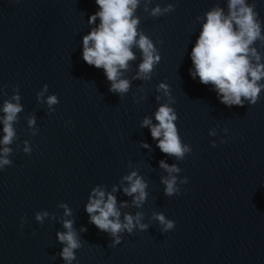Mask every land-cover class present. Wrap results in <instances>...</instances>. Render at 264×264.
I'll return each instance as SVG.
<instances>
[{
    "label": "water",
    "instance_id": "1",
    "mask_svg": "<svg viewBox=\"0 0 264 264\" xmlns=\"http://www.w3.org/2000/svg\"><path fill=\"white\" fill-rule=\"evenodd\" d=\"M168 3L175 10L154 18L141 0L139 28L161 60L150 80L134 79L142 54L133 47L136 59L121 77L130 80L131 88L121 97L109 91L104 70L82 58L83 36L99 24L98 18L88 23L99 11L95 0H0V89L7 92L0 95V105L18 86L24 107L15 125L18 139L10 145L13 163L0 170V264H65L59 256L64 245L56 235L65 231L62 218L74 220L82 242L72 264H264V90L255 105L246 101L244 107H228L213 85L190 74L195 71L191 50L205 14L217 3L226 9L227 0H152L148 7ZM255 3L264 22V0ZM255 46L264 56L259 41ZM161 83L168 85L174 104L157 91ZM45 84V102L38 103ZM49 95L59 100L52 113ZM134 97L145 99L136 103ZM165 103L175 109L181 140L192 148L183 161L162 153L150 129L141 127L145 117L156 124L154 114ZM32 114L39 129L35 136L26 119ZM25 140L31 154L22 150ZM160 160L182 169L173 174L179 195H165L161 177L168 173ZM137 169L148 183L141 208L124 194L127 182L120 183ZM184 177L188 182L179 184ZM113 185L117 207L128 204L120 208L121 220L124 213L143 212L142 223L149 225L123 233L115 247L85 210L93 188L107 194ZM61 203L72 209L71 217H64ZM45 210L56 220L37 222L35 214ZM153 212L163 213L175 227L161 232Z\"/></svg>",
    "mask_w": 264,
    "mask_h": 264
},
{
    "label": "clouds",
    "instance_id": "2",
    "mask_svg": "<svg viewBox=\"0 0 264 264\" xmlns=\"http://www.w3.org/2000/svg\"><path fill=\"white\" fill-rule=\"evenodd\" d=\"M95 2L99 11L89 17L88 23L96 24L98 18L99 24L83 36L82 58L88 65L102 68L107 80L111 82L109 91L123 97L131 88L130 80L121 77L123 72L129 69V62L136 59L133 47L138 48L142 54V62L134 79L150 80L154 66L160 62L161 56L152 39L139 28L140 19L136 11L141 0H95ZM143 2L145 5L143 10L154 18L175 10L173 3H168L163 8L156 5L149 9L152 0H143ZM205 16L202 31L191 50V61L195 71L190 69V74L193 79L198 76L200 83L204 85H213L220 102L228 107H244L246 101L250 105H255L264 90V82H262L264 56L255 46L259 41L260 46L264 48V31H262L264 22L259 19L255 0L252 3L248 0H227L226 9L217 3L206 12ZM196 19L200 20L201 17L198 16ZM161 90L165 96L170 97L169 103L174 104L175 100L171 99L168 85L161 83L157 91ZM47 91L48 85L45 84L37 93L38 103L45 102L43 97ZM0 95L7 96V92L0 89ZM143 99L145 97L138 99L134 97V102L139 103ZM156 99L159 101L160 97L157 96ZM58 103L56 95L47 97L49 113L55 111L53 106ZM169 103L161 104L155 112L156 124L145 117L141 127L150 129L151 136L158 141L156 146L162 153L175 157L177 161H183L185 156L191 153L192 148L182 142L175 123L178 116ZM22 111L24 107L21 104L19 88L14 86L13 94L4 99L0 105V113H2L0 125L3 133L0 139V170L13 163L10 159L13 148L10 145L18 139L15 125L19 122V114ZM26 119L31 135H37L39 129L36 127L35 115H29ZM224 131L225 134L228 133V129ZM209 135L215 136L216 131L210 130ZM220 142L225 143L223 139ZM141 146L150 149L147 143H142ZM211 146L216 147V142L212 141ZM22 150L26 154H31L29 141H24ZM159 166L168 173L167 176L161 177V183L165 186V195L168 197L179 195L181 189L178 186V177L173 174L181 173L182 169L177 164L169 165L164 160L159 161ZM138 172L139 169L124 175L120 183L123 185L127 182V186L122 189L124 194L133 197L134 207L141 208L148 197L146 191L148 183ZM187 182V177L179 179V184ZM116 191L115 185L107 194L100 186L93 188L85 207L89 222L99 230L109 233L113 238L112 247L121 243L123 233L132 234L134 230L145 231L149 227L148 224L142 223L143 212H136L135 215L124 213L121 220L120 208H126L128 204L122 202L120 208L117 207V199L113 195ZM58 207L64 210V217L73 215L67 203H61ZM45 218L55 221L56 215L46 210L35 214V220L40 224L44 223ZM151 218L159 222L163 233L175 227V222L167 219L163 213L153 212ZM21 221L23 225V217ZM62 224L65 231L56 233L58 241L64 245L59 256L65 264H72L76 259V250L82 247V242L79 233L73 227V219L62 218ZM80 231L86 232L87 229L82 227Z\"/></svg>",
    "mask_w": 264,
    "mask_h": 264
}]
</instances>
